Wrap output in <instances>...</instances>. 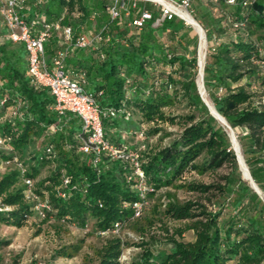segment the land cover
Masks as SVG:
<instances>
[{
    "label": "trees",
    "instance_id": "obj_1",
    "mask_svg": "<svg viewBox=\"0 0 264 264\" xmlns=\"http://www.w3.org/2000/svg\"><path fill=\"white\" fill-rule=\"evenodd\" d=\"M22 10L28 24L42 15L48 23L70 27L73 37L100 40L84 48L66 43L60 32L51 31L44 45L48 62L59 50H67L63 68L84 74V88L102 111L122 109L105 117L106 138L129 150L139 145L140 162L148 186L149 203L139 218L133 217L134 178L128 163L80 150L82 122L67 113L59 119L54 98L47 88L31 84L24 44L7 39L0 17V226L21 228L31 218L74 225L103 240L96 264H121L125 248H137L126 264H264V200L242 179L228 133L210 113L197 90L198 35L178 17L153 23L159 9L150 3L127 1L112 19L108 0H25ZM244 0L229 5L225 0H190L195 21L208 42L203 66V84L215 110L232 130H240L237 142L249 174L264 192V0L243 6ZM152 19L140 29L131 21L142 10ZM224 23L236 33L234 40L222 41ZM187 105L184 115L167 114L175 103ZM21 113V115H20ZM20 115V116H19ZM59 123L55 131L53 124ZM163 125L177 126L167 131ZM149 127V129H148ZM139 133L143 139H138ZM147 133L157 134L159 146L152 147ZM167 141L162 144L163 140ZM43 144L28 152L36 140ZM162 144V145H161ZM50 148V152H46ZM52 166L40 178V168ZM228 165L222 182H181L187 171L203 175ZM131 176V181L128 177ZM68 178V184L63 179ZM31 193L36 200L27 198ZM180 182L195 199L167 202L164 216L184 222L170 229L163 222L160 234L137 226L147 209L155 212L151 199L163 187ZM64 194V197H61ZM208 210L201 200L212 203ZM216 198V199H215ZM36 203L46 207L36 210ZM150 227L154 221L146 219ZM119 233H113L114 225ZM135 229L139 237L126 235ZM99 231H108L99 236ZM191 231L192 239L182 235ZM10 240L0 237V251ZM77 248L56 251L57 257L72 258ZM0 264H4L0 253ZM10 264H17L13 259ZM40 264V263H38Z\"/></svg>",
    "mask_w": 264,
    "mask_h": 264
},
{
    "label": "built area",
    "instance_id": "obj_2",
    "mask_svg": "<svg viewBox=\"0 0 264 264\" xmlns=\"http://www.w3.org/2000/svg\"><path fill=\"white\" fill-rule=\"evenodd\" d=\"M109 13L112 19L118 17L120 9H125L126 0H108ZM132 5L136 2L150 3L152 6L159 9L160 16L155 20L153 26H158L163 20H171L178 17L185 24L183 14L191 15L190 0H128ZM254 0H244L243 6H247ZM37 0L36 4H40ZM229 5L235 4L236 0H225ZM26 8L25 0H0V17L2 24L7 30V39L12 42H22L25 47L27 61H28V74L30 76L31 84L36 87L47 88L49 93L54 98L53 110L58 114L59 119L64 118L67 113L75 114L82 122L81 133L79 135L80 150L89 154L92 157L94 165L98 164L101 156L106 155L112 159H118L129 164L131 168L134 183L132 190L137 193L138 200L131 205L133 217L139 218L144 208L147 207L149 200L147 198L148 192L152 189L148 186L145 173L142 170L140 162V152L144 150L143 145H139L132 150L127 146L118 147L106 138L103 119L105 117H114L118 113H124L122 109H109L102 111L97 105L95 98L92 94L85 91L84 88V74L82 72L69 73L63 68V60L67 54L65 51H57L48 62L45 56L44 45L48 40L51 31L60 32L64 42L72 43L74 47L84 48L93 45L100 40L99 36L89 38L81 35L76 38L70 27H64L59 22L48 23L45 18L40 15L31 24L26 21L25 15L21 12ZM152 19V15L148 10L142 9L139 15L131 21V26L140 29L146 21ZM190 26V25H189ZM191 27V26H190ZM194 28V27H193ZM195 30V29H194ZM196 34L202 37L203 29L199 33L195 30ZM205 35V33H204ZM206 37V36H205ZM215 42H210V46ZM205 60L203 62L204 66ZM197 80L200 75L203 81V67L200 71L197 57ZM3 102H0L2 105ZM21 115V113H20ZM19 115V116H20ZM59 123L53 124L50 130L55 131ZM138 139H143V134L139 133ZM4 144V139L0 136V146ZM46 152H50V148H46ZM131 181V176L128 177ZM27 186L29 187L27 198L36 200V197L30 192L32 181L27 179ZM64 184H68V178L63 179ZM64 197V194H61ZM46 207L45 203H36L34 208L40 210ZM120 225L115 223L113 233H119ZM88 227L85 226L84 233L88 232ZM108 231H99L97 235L105 236ZM137 248H125L122 246V251L118 261L121 264H126L131 257V250Z\"/></svg>",
    "mask_w": 264,
    "mask_h": 264
},
{
    "label": "rangeland",
    "instance_id": "obj_3",
    "mask_svg": "<svg viewBox=\"0 0 264 264\" xmlns=\"http://www.w3.org/2000/svg\"><path fill=\"white\" fill-rule=\"evenodd\" d=\"M128 0H126L127 2ZM202 4H206V0H199ZM192 9V8H191ZM193 7V11H194ZM193 16L194 13L192 12ZM189 26L188 24H186ZM225 33L220 36L222 41L234 40L236 38L235 31L231 28L229 24L224 23ZM195 31V30H194ZM204 32V30H203ZM205 33V32H204ZM202 34V38L198 41L197 51L203 39L204 48H205V57L207 54V49L210 45L206 35ZM199 52H197V57ZM206 59V58H205ZM204 59V60H205ZM204 86V84H203ZM205 98H203V95ZM202 98L207 102V104L212 105L210 98L206 92V89H202L201 92ZM214 107V106H213ZM165 113L173 115H184L190 112V109L187 107L185 102L175 103L167 108H164ZM167 128V131L177 133L179 128L177 126L163 125ZM224 126V125H223ZM227 133H231V129L227 126H224ZM149 129V127H148ZM235 138L237 134L241 131L233 130ZM147 136L152 139V147L159 146L160 140L158 139L157 134L147 133ZM237 140V139H236ZM167 141V138L163 140L162 144ZM44 143L40 139L36 140L32 147H29L28 152L38 151L42 148ZM161 144V145H162ZM52 166L46 164L40 168V178L48 176ZM230 168L228 165H224L221 168L217 169L215 172H208L206 174L200 175L194 171H187L184 173L181 182L195 181L203 183H213V182H222V177L229 172ZM4 171V165L0 166V172ZM242 176V175H241ZM242 179H244L242 177ZM245 180V179H244ZM247 181V180H245ZM248 182V181H247ZM180 182H176L174 185L163 187L156 192V195L151 199V204H157V208L152 211V208L147 209L145 217L142 220H139L137 226H142L150 230V233L160 234L159 225L163 222L170 229L183 226L184 222L174 221L164 216V206L168 202H182L186 200L195 199L196 195L188 192L185 188L178 187ZM262 200H264V192L259 190L258 194ZM216 199V198H215ZM204 202L208 210L214 209L213 202L214 198L211 197L212 203H208L204 199L201 200ZM146 219H151L154 222L152 227L149 226ZM23 227L15 228L5 225L0 226V237L10 240V245L2 248L0 253L3 255L4 264H10L13 259H16L17 264H96L97 263V250L101 247L103 240L92 232L85 234L80 228H77L74 225L66 224L65 222L58 223L54 221V218L47 220L46 222H40L35 218H31L28 221L23 223ZM135 229L131 228V231L126 235L134 237L137 239L139 234L135 233ZM193 234L191 231H186L183 233L182 238L185 240L192 239ZM67 247L70 252H73V249L77 248L74 256L72 258L57 257L56 251L60 248ZM138 249L131 250V256L137 252ZM131 259V258H130ZM129 259V260H130Z\"/></svg>",
    "mask_w": 264,
    "mask_h": 264
},
{
    "label": "bare ground",
    "instance_id": "obj_4",
    "mask_svg": "<svg viewBox=\"0 0 264 264\" xmlns=\"http://www.w3.org/2000/svg\"><path fill=\"white\" fill-rule=\"evenodd\" d=\"M184 20L186 21V23L190 26H193L194 29L197 31V26L195 25V22H194V18L189 16V15H186V14H183L182 15ZM202 38V37H201ZM205 48H204V42H203V39L201 40V44H200V47H199V55H198V64H199V67H200V71H202V67H203V62H204V59L206 58L205 57ZM198 85H199V90L200 92H202V89H204V86H203V81L201 80L200 78V75L198 77ZM203 98H205L204 94L202 95ZM209 105V104H208ZM210 107V110L211 112L214 114V116L216 117V119L221 123L223 124L224 126H226V124H224V121L222 120V118H220V116H218L216 114V111L214 109V107L212 105H209ZM222 117V116H221ZM226 123V122H225ZM230 133V132H229ZM232 137H235L234 136V133L231 134V138ZM237 138H235V141L232 143V148H235L236 149V153L237 155L239 156V161H240V166H241V170L243 172V175H244V179L249 181L250 180V176L248 174V171L246 170V165H245V162L243 161V158L241 156V151L240 150H237L238 149V140H236Z\"/></svg>",
    "mask_w": 264,
    "mask_h": 264
},
{
    "label": "water",
    "instance_id": "obj_5",
    "mask_svg": "<svg viewBox=\"0 0 264 264\" xmlns=\"http://www.w3.org/2000/svg\"><path fill=\"white\" fill-rule=\"evenodd\" d=\"M194 20V22H195V25L198 27L197 28V33L199 32H201L202 31V27L195 21V19H193ZM192 28H193V26H191ZM194 29V28H193ZM199 38H201V36H199ZM196 86H197V90H198V93H199V95H200V98L202 99V101L204 102V104L207 106V108H208V110H209V113L216 119V117L214 116V114L211 112V110H210V107H209V105L207 104V102L202 98V96H201V92H200V90H199V85H198V80L196 79ZM215 109V108H214ZM216 111V110H215ZM216 114L218 115V116H220V118H222V120L224 121V124H226V126L229 128V129H231L228 125H227V123H225L226 121L224 120V118L223 117H221V115H219L218 114V112L216 111ZM217 120V119H216ZM218 121V120H217ZM219 122V121H218ZM220 123V122H219ZM221 124V123H220ZM223 125V124H222ZM233 133V130L231 129V133H228V137H229V139H230V142H231V145H232V143L235 141V137H232L231 138V134ZM237 150H240V147H239V144H238V149ZM233 151L235 152V155H236V160H237V164H238V167H239V170H240V172H241V175H242V177L244 178V175H243V172H242V170H241V166H240V161H239V156L237 155V153H236V149L235 148H233ZM241 156H242V154H241ZM242 158H243V156H242ZM243 161H244V159H243ZM246 165V164H245ZM246 170L248 171V168H247V166H246ZM248 174H249V171H248ZM249 176H250V174H249ZM250 178V180L248 181V183H249V186L257 193V194H259V189H258V187H257V185L254 183V181H253V179L251 178V176L249 177Z\"/></svg>",
    "mask_w": 264,
    "mask_h": 264
}]
</instances>
